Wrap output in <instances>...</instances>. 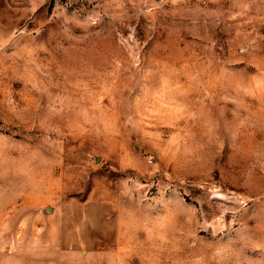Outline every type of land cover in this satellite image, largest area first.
<instances>
[{
	"label": "rangeland",
	"instance_id": "rangeland-1",
	"mask_svg": "<svg viewBox=\"0 0 264 264\" xmlns=\"http://www.w3.org/2000/svg\"><path fill=\"white\" fill-rule=\"evenodd\" d=\"M0 264H264V0H0Z\"/></svg>",
	"mask_w": 264,
	"mask_h": 264
}]
</instances>
